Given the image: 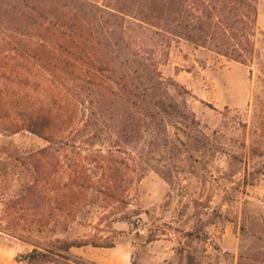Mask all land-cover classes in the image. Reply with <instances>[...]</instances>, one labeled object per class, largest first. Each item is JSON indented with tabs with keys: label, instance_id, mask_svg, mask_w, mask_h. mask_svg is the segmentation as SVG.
Wrapping results in <instances>:
<instances>
[{
	"label": "trees",
	"instance_id": "16d2710c",
	"mask_svg": "<svg viewBox=\"0 0 264 264\" xmlns=\"http://www.w3.org/2000/svg\"><path fill=\"white\" fill-rule=\"evenodd\" d=\"M155 1L0 0V130L28 131L46 142L23 158L34 177L25 194L5 204L10 230L55 225L73 207L125 203L145 174L129 162L125 144L163 115L180 112L168 91L178 84L162 76L156 57L160 50L167 56L173 40L251 61L257 0L247 4L248 29L239 27L241 0H168L165 14L149 9ZM148 30L151 45L141 38ZM53 187L56 208L47 209L45 220H15L29 211L18 202L51 199ZM107 238H54L24 258L26 264H95L69 248L112 246Z\"/></svg>",
	"mask_w": 264,
	"mask_h": 264
},
{
	"label": "rangeland",
	"instance_id": "374dc122",
	"mask_svg": "<svg viewBox=\"0 0 264 264\" xmlns=\"http://www.w3.org/2000/svg\"><path fill=\"white\" fill-rule=\"evenodd\" d=\"M250 1L238 4L244 29L250 27ZM149 9L165 14L168 0H157ZM257 9L248 65L185 40H173L167 56L161 50L156 55L162 76L178 84H169L168 91L180 112L163 115L125 144L129 162L143 168L144 176H159L166 189L148 208H138L135 184L124 204H88L77 212L73 207V219L70 213L55 225L51 220L29 231L10 230L5 204L25 194L34 177L23 158L46 142L28 131L0 130V264H26L28 251L54 238L105 235L112 241L120 232L116 221L145 228L135 233L140 242L174 228L183 243L177 245L181 260H170L173 264H264V0H257ZM151 35L148 30L141 37L146 45L153 44ZM158 188L153 184L150 190ZM49 193L51 199L18 202L29 211L15 220H45L47 209L56 208V189Z\"/></svg>",
	"mask_w": 264,
	"mask_h": 264
},
{
	"label": "crops",
	"instance_id": "0c3cea01",
	"mask_svg": "<svg viewBox=\"0 0 264 264\" xmlns=\"http://www.w3.org/2000/svg\"><path fill=\"white\" fill-rule=\"evenodd\" d=\"M153 184L160 187L157 192L150 190ZM137 185L139 190L137 206L140 209L158 203L160 200L157 193L160 191L163 194L166 190L159 176L145 175ZM160 220L158 219V222ZM114 228L120 232L114 236L112 246L90 244L71 246L69 253L95 264H173L170 260L175 258L181 260L177 245L183 243V239L176 235L174 228L166 229V232L158 231L154 238L144 242H140L142 236L138 237L135 233L143 234L145 228L128 227L120 221L114 223ZM132 253H135V257H132Z\"/></svg>",
	"mask_w": 264,
	"mask_h": 264
}]
</instances>
